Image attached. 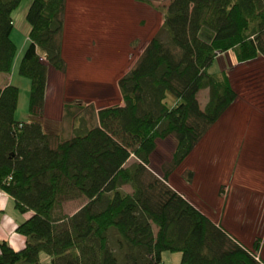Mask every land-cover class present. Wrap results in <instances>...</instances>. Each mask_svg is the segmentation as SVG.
I'll return each instance as SVG.
<instances>
[{"label":"trees","instance_id":"obj_1","mask_svg":"<svg viewBox=\"0 0 264 264\" xmlns=\"http://www.w3.org/2000/svg\"><path fill=\"white\" fill-rule=\"evenodd\" d=\"M20 2L0 0V73L10 72L17 53L12 12ZM65 6L30 0L25 12L29 43L17 73L29 80L35 117L43 114L48 68L66 66ZM162 17L117 79L122 106L93 110L92 121L67 139L38 119L16 120L19 90L0 86V189L17 211L31 212L15 228L25 238L22 249L0 240V264H164L165 251L178 252L179 264H264L255 258L259 238L243 247L168 184L237 96L225 71H208L216 55L232 50L239 63L264 57V0H170ZM205 88L201 109L197 93ZM166 137L175 145L158 173L150 156ZM75 199L84 202L74 213H55Z\"/></svg>","mask_w":264,"mask_h":264},{"label":"rangeland","instance_id":"obj_2","mask_svg":"<svg viewBox=\"0 0 264 264\" xmlns=\"http://www.w3.org/2000/svg\"><path fill=\"white\" fill-rule=\"evenodd\" d=\"M66 1L68 2V8L65 17V29L62 36L63 44L66 43L65 48H62L64 49L62 57L66 66L64 71H58L61 73L62 78L57 77L53 82L54 84H52L56 87L57 93H61L64 96V101L70 102L71 104L65 107L63 111L62 139L70 137L73 133L72 128L77 129L80 126L82 118L80 119L79 116L83 118L86 116V120L88 121L89 119L90 122L92 121V111L94 109L107 105L122 106L123 102L117 87V79L122 74L126 73L133 65L142 50L141 47L142 44L145 43V40L159 31L163 18V7L167 5L170 0H149L150 4L134 0ZM29 3L30 0H21L19 5L12 12L14 25L11 38L17 46V53L19 52V46L26 41L25 37L27 36L28 24L25 20V12ZM94 5L97 7L96 10H90L91 7L89 6ZM84 6L89 7L86 12L87 15H91L92 17L91 22L89 20V25L88 23H82L83 18L80 16V11H83ZM148 9L152 12H148ZM142 12H147V14H149V23H147L146 19L143 17L144 14ZM77 23L80 27L76 26ZM76 36L84 38L89 37L90 39L92 37V39L95 38L96 41L101 40L105 43V49L101 46L94 49V61L92 58H88L89 56H84L86 59H90L93 62V67L80 68V62L83 61V56H77L74 51H72V48H75L74 39ZM218 60L219 59H215L213 61L212 65L209 67L210 72H218ZM220 60L223 61L224 66H228L227 55L222 56ZM73 68L80 69L76 70L78 72H75ZM233 76L232 82L234 90L237 91L238 96L240 95L239 102L243 105V109L239 112V115H249L250 118H254V120L252 119L250 121V127L252 126V129L249 136H247V147L242 148L244 150L243 165L240 170L242 178L238 179V182H236V185H238L241 180L247 179V175L249 178L255 179V177H252L253 173L256 177H260L264 180V122L260 120L262 122L261 124L257 117L259 116L260 119H264V59L260 57L245 64L238 65ZM22 101H24L23 106L25 110L28 103V91L21 87L20 102L22 103ZM227 116L224 117V121ZM241 117L242 116L239 118ZM245 119H247V116ZM244 121L245 120L242 118L240 124L237 122L239 127L242 126ZM228 132V128L224 131H219V134H216V137L212 141H217L218 143H214L210 148L195 149L191 157L189 156L171 172V176L169 175L170 178H168L170 186L181 191L177 182L180 180L183 181V179L188 177L187 172L191 170L193 165L206 159L207 163L212 166V173L214 174L212 175V179L218 175V181L225 182L224 179L227 172L224 171L230 170V157L236 149L230 148L229 144L226 145L228 141ZM228 138L230 140L232 139L230 134H228ZM168 145L170 146V144L165 143L166 148H163V145L160 144L155 148L150 156L149 167L151 170L160 172L161 166L167 163L172 149L168 148ZM160 146L162 148H158ZM216 157H219V159L216 160ZM201 158L203 159L201 160ZM133 161L134 157L130 156L127 164ZM211 161L212 163H210ZM226 166L229 167L221 171ZM204 177L210 179L209 175ZM197 181H199V177H196L194 183L192 184V181L191 184L194 185ZM218 181L217 179L213 180L216 184ZM216 187L218 188V185L215 186V188ZM225 187L226 183L220 184V192L224 193ZM122 188L126 191L131 190L128 185H124ZM258 191L259 193L264 192L261 188ZM182 192L183 191H181V193ZM208 192L203 190L201 193L206 195ZM184 193L187 195L186 199H188L190 203L200 209H205V206L201 203L204 195L200 197L198 189H196L194 195H188L186 192ZM182 195L184 194L182 193ZM207 195L209 196V194ZM83 202V200L77 199L63 202L61 207L56 208L55 213L58 214L62 212L70 215L74 213ZM210 208L211 207L208 209ZM216 210L215 204L212 211L216 212ZM262 227H264V222ZM258 235L260 236L257 237L261 240L260 246L262 248L261 254H258V259L262 260V258L264 259V232ZM162 259L164 264H179L180 254L178 252L165 251L162 254Z\"/></svg>","mask_w":264,"mask_h":264},{"label":"crops","instance_id":"obj_3","mask_svg":"<svg viewBox=\"0 0 264 264\" xmlns=\"http://www.w3.org/2000/svg\"><path fill=\"white\" fill-rule=\"evenodd\" d=\"M67 3L68 2L66 1L65 11H64L63 32L65 29L66 11L68 8ZM89 7H91L90 10H96L97 8L95 7V5L89 6ZM89 7L84 6L83 11H80L81 13L80 16L83 18L82 23H88V25L92 20L91 15H87V12H86V10ZM148 12H152V11L148 9ZM143 14H144L143 17L146 19L147 23H149L148 22L149 14H147V12H144ZM13 25H14V22H13ZM76 26L80 27L78 23L76 24ZM28 30H29V27L27 29V33H28ZM63 32H62V36H63ZM25 38H26V41L19 46V52L14 58L10 72L0 73V86L11 84V85L16 86L19 90L18 99H17V107L15 111L16 120L23 123V122H30L32 120L38 119L42 123L43 129L45 131L50 130L54 134V137L59 139L62 133L64 104L71 105L70 102L64 101V96L61 93L58 94L56 87L52 85L54 84L53 82L57 77L62 78L61 73H59L57 70L51 67H49L47 70L46 89H45L42 116L40 117L33 116L32 114L28 112V103L26 105V109L24 110V106H23L24 101H22V103L20 102V88L22 87L24 90L26 89L27 91H29V80L23 76H20L17 73L18 62L21 57V54L24 48L29 43L27 36ZM149 39L150 38L145 40V43L142 44L141 49H143V47L145 46V44L148 42ZM74 45H75V48H72V51H74L75 55L83 56L82 57L83 61L80 62V66H81L80 68L82 69H84L83 67H87V68L93 67V62L90 59H86V57L84 56H89L88 58H92L94 61L95 60L94 59L95 54L93 53L94 49L99 48V46L105 49V43H103L101 40L96 41L95 38L92 39V37L90 39L89 37L84 38V37L76 36V38L74 39ZM65 46H66V43L63 44V40H62V48H65ZM63 53H64V49H62V54ZM224 55H227L228 66H224L223 61L220 60L222 56ZM258 58L260 57H257L255 59H258ZM262 58L264 59V57ZM215 59H219L218 60V65H219L218 72H221V71L226 72L229 83L233 89L234 87H233L232 79L234 77L233 75L235 73V69L237 68V66L255 60L253 59V60L246 61L243 63L236 62V59H235V56L232 50H229L223 53H218ZM80 68H73V71L78 72L76 70ZM235 92L237 93V91ZM239 98H240V95L238 96V93H237V96L234 99V101L227 107V109L223 112V114L219 117V119L208 128L205 134L201 137L198 143L194 146L190 154L182 161L184 162L189 156L191 157L195 149L210 148L214 143H218L217 141L212 142L213 139L216 137L215 135L216 134L218 135L219 131H224L226 128H228L229 129L228 134H230L232 139L230 140L227 134L228 141L226 145L229 144L230 148H236V149L233 151V154L230 157V161H229V166H231L230 170L224 171V172H227L226 177L224 179L225 182L218 181L219 180L218 175L217 177L212 179V175H214L212 173L213 172L212 166H210L207 163L206 161L207 159L202 160L203 158H201L202 161L200 160L201 162L193 165V167L190 170L192 172V177L190 181H187L185 178L183 179V181L182 180L178 181L177 185L181 189V191H183L182 193L184 194L183 196L185 198L187 197V195L184 192H186L188 195L190 194L194 195L196 189H198L200 197L204 195L203 196L204 198L201 201V203L203 206H205V209H200L199 207H196V206L195 207L199 211H201L204 215H206L211 221L221 226L227 233H229L232 237H234V239H236L243 247L251 248L253 241L256 238L260 237L258 234L264 232V227H262L263 222H264V203H263L264 202V195H263L264 192H261L262 193L261 194L258 191L260 188L264 190V180H262L260 177H256L254 173L252 177H255V179L249 178L248 175L246 174L247 179L241 180L239 184L236 185V182H238V179L242 178L240 175V170L243 165L242 161H243V156H244V150L242 148L247 147V140H248L247 136H249L251 129H252V126L250 127V121L252 119L254 120V118L252 117L250 118L249 115H246L247 119H245L246 116H243V114L239 115V112L242 111L243 109L242 108L243 105L240 104ZM207 99H208V90L206 88L199 90L197 93V100L199 102V106L201 109L204 107L205 103L207 102ZM97 109H94V111L96 112ZM226 116L227 118L224 121V117ZM240 116L242 117L239 118ZM85 117L83 118L82 116H79L80 119L82 118L81 124H85V122L87 121ZM257 117L259 118V122L262 124L260 120L264 122V119L262 118L260 119L259 116ZM242 118L245 121L243 122L242 126L239 127L238 123L240 124V120ZM165 143L170 144V146L168 145V148H172V149L174 148L175 144H174V140L172 137H166L165 139L157 140L156 147L162 144L163 148H166ZM158 148H162V147L160 146ZM200 152H201V149H200ZM213 156H216V155H213ZM218 159L219 157H216V160ZM212 161L210 163H212ZM229 166H226L221 171L225 170ZM169 175L171 176V173ZM206 175H209L210 179L205 178L204 176ZM170 176H168V178H170ZM196 177H199L200 183L199 181H197L196 184L192 185ZM214 179H217L218 181L217 184L213 182ZM224 183H226V187H225L224 193H222L220 192L219 187H220V184H224ZM217 185H218V188L216 187L217 188L216 189L215 186ZM172 188L175 191L181 193V191H179L178 189L176 190L173 186ZM203 190H206L207 192L209 191L210 193L208 192L205 195L201 193L203 192ZM207 194H209V196ZM215 204H216V209H217L216 212L212 211ZM209 207L211 208L208 209ZM30 214L31 212L29 211L24 212V213H20L19 211H17V209L14 207V201L12 197L8 193L0 189V240L7 242V244L14 250L22 249L25 244V238L21 234L17 233L15 231V228L20 222L28 218ZM261 252H262V248L260 246L257 251V254H261ZM262 260L264 263L263 258Z\"/></svg>","mask_w":264,"mask_h":264},{"label":"built area","instance_id":"obj_4","mask_svg":"<svg viewBox=\"0 0 264 264\" xmlns=\"http://www.w3.org/2000/svg\"><path fill=\"white\" fill-rule=\"evenodd\" d=\"M43 58V57H42ZM255 258L258 259L259 258V255L256 253L255 254Z\"/></svg>","mask_w":264,"mask_h":264}]
</instances>
